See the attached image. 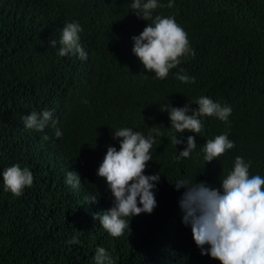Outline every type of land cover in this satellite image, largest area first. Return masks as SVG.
I'll list each match as a JSON object with an SVG mask.
<instances>
[{
    "label": "trees",
    "instance_id": "16d2710c",
    "mask_svg": "<svg viewBox=\"0 0 264 264\" xmlns=\"http://www.w3.org/2000/svg\"><path fill=\"white\" fill-rule=\"evenodd\" d=\"M0 264H264V0H0Z\"/></svg>",
    "mask_w": 264,
    "mask_h": 264
}]
</instances>
